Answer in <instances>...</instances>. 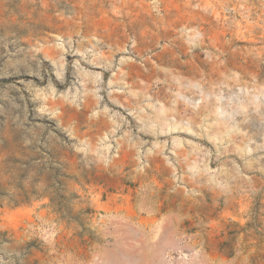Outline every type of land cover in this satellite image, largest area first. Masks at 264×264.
<instances>
[{"label": "rangeland", "instance_id": "1", "mask_svg": "<svg viewBox=\"0 0 264 264\" xmlns=\"http://www.w3.org/2000/svg\"><path fill=\"white\" fill-rule=\"evenodd\" d=\"M0 264H264V0H0Z\"/></svg>", "mask_w": 264, "mask_h": 264}]
</instances>
